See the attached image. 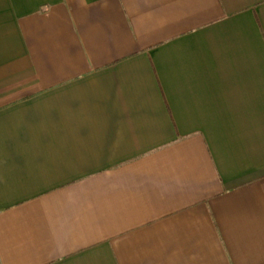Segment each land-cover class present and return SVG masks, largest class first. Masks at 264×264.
<instances>
[{
    "label": "crops",
    "instance_id": "0c3cea01",
    "mask_svg": "<svg viewBox=\"0 0 264 264\" xmlns=\"http://www.w3.org/2000/svg\"><path fill=\"white\" fill-rule=\"evenodd\" d=\"M0 264H264V0H0Z\"/></svg>",
    "mask_w": 264,
    "mask_h": 264
}]
</instances>
